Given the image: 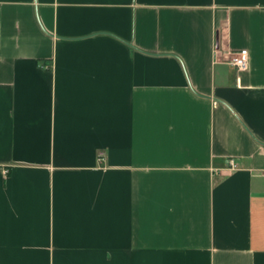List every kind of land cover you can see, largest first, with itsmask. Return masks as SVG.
Masks as SVG:
<instances>
[{"label":"crops","instance_id":"0c3cea01","mask_svg":"<svg viewBox=\"0 0 264 264\" xmlns=\"http://www.w3.org/2000/svg\"><path fill=\"white\" fill-rule=\"evenodd\" d=\"M0 264H264V0H0Z\"/></svg>","mask_w":264,"mask_h":264},{"label":"built area","instance_id":"2783aa9c","mask_svg":"<svg viewBox=\"0 0 264 264\" xmlns=\"http://www.w3.org/2000/svg\"><path fill=\"white\" fill-rule=\"evenodd\" d=\"M230 58V63L235 66L239 71H244L248 68V50L243 49L236 52H232L230 54ZM230 163L232 164V161Z\"/></svg>","mask_w":264,"mask_h":264}]
</instances>
